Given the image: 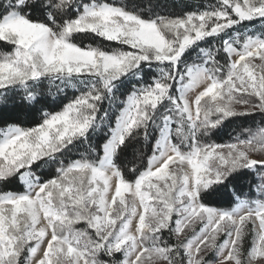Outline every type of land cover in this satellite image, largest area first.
<instances>
[{"label": "snow or ice", "instance_id": "1", "mask_svg": "<svg viewBox=\"0 0 264 264\" xmlns=\"http://www.w3.org/2000/svg\"><path fill=\"white\" fill-rule=\"evenodd\" d=\"M256 114L264 0H0V264H264V121L211 139Z\"/></svg>", "mask_w": 264, "mask_h": 264}, {"label": "trees", "instance_id": "2", "mask_svg": "<svg viewBox=\"0 0 264 264\" xmlns=\"http://www.w3.org/2000/svg\"><path fill=\"white\" fill-rule=\"evenodd\" d=\"M117 3H124L129 6H134L138 10H142L145 15H149L152 12H157L160 14H180L184 11L191 10L197 6L213 3L212 0H117ZM257 26H259L257 24ZM83 43H102L98 38L93 40L91 38H85ZM72 90H68L64 95L68 98L72 96ZM59 97H57V100ZM46 102L55 107L56 104L53 101L52 97H46ZM264 121V117H261L259 114L254 116L244 117L228 123L222 129L217 130L211 136V139L224 143L228 142L239 130L241 127H255L257 124H260ZM141 144H134L131 146L124 157V162L131 166L130 162H135V154L139 149H141ZM37 174L42 175L44 178H49L54 174V168H44L38 169ZM258 183V177L255 174H248L236 181L232 186H230L229 192L232 188L236 189V195H242L247 197L255 196V187ZM20 185L17 182H13L11 185H8V190H19ZM229 197L226 195L224 197L227 200ZM233 202L235 201V196H231ZM219 206L227 207V204H221ZM77 227H82V225H77Z\"/></svg>", "mask_w": 264, "mask_h": 264}, {"label": "rangeland", "instance_id": "3", "mask_svg": "<svg viewBox=\"0 0 264 264\" xmlns=\"http://www.w3.org/2000/svg\"><path fill=\"white\" fill-rule=\"evenodd\" d=\"M213 1V3H215V0H212ZM259 26H257V28H258Z\"/></svg>", "mask_w": 264, "mask_h": 264}]
</instances>
